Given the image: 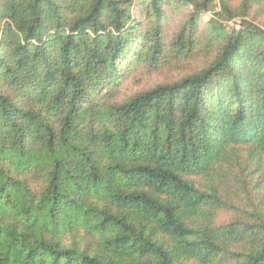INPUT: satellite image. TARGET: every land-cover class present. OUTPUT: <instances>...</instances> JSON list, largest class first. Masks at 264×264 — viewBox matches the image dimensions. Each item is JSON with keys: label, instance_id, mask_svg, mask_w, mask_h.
Masks as SVG:
<instances>
[{"label": "trees", "instance_id": "obj_1", "mask_svg": "<svg viewBox=\"0 0 264 264\" xmlns=\"http://www.w3.org/2000/svg\"><path fill=\"white\" fill-rule=\"evenodd\" d=\"M178 4L193 9L173 56L194 52L203 23L213 62L106 102L138 65L167 59ZM219 4L224 21L264 14V0ZM217 9L0 0V264H264L263 194L218 223L236 209L231 188L264 175V30L204 22Z\"/></svg>", "mask_w": 264, "mask_h": 264}, {"label": "rangeland", "instance_id": "obj_2", "mask_svg": "<svg viewBox=\"0 0 264 264\" xmlns=\"http://www.w3.org/2000/svg\"><path fill=\"white\" fill-rule=\"evenodd\" d=\"M216 4L218 5V9L205 14L204 22H209L215 18L223 26L238 29L240 28L239 25L241 22L248 21L264 30V14L259 13L256 9L251 11L248 17H238L230 21H224L216 17V13L221 10L219 0H216ZM192 9L193 6L191 5L183 7L178 4L167 12V21L165 24L167 59L153 67L148 64L138 65V67L134 69L135 71L125 75V79L118 91L113 93L109 92L111 95H104L103 99L106 102L122 103L144 91L160 85L172 84L189 75L198 73L213 62L216 51L212 48V45L209 46L208 43V40L211 42L212 35L208 36L206 34L205 30H207V27L205 28V24L203 23L201 24L202 27L199 34L200 36L203 35V37L206 35V37L200 41L194 52L189 55H182L181 57L173 56V43H175V39L183 29L187 18L191 15ZM231 177L234 178V176ZM262 178L264 179L262 173L256 174L255 183L259 182ZM196 181L200 186H206L208 184V180L203 178L196 179ZM255 183L245 189L246 191L240 187V184L235 185V188H231V191L235 192V199L233 201L236 209L230 212H220L218 218L219 224H225L238 218L247 217L249 213H253L256 210V204L260 203L261 195H264V184L260 190H258L255 189ZM255 195L257 197H255Z\"/></svg>", "mask_w": 264, "mask_h": 264}]
</instances>
